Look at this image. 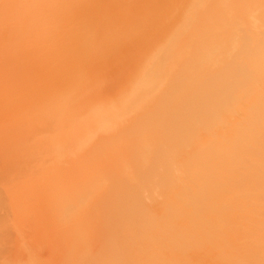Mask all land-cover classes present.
<instances>
[{"label":"bare ground","instance_id":"1","mask_svg":"<svg viewBox=\"0 0 264 264\" xmlns=\"http://www.w3.org/2000/svg\"><path fill=\"white\" fill-rule=\"evenodd\" d=\"M127 243L264 264V0H0V264Z\"/></svg>","mask_w":264,"mask_h":264},{"label":"rangeland","instance_id":"2","mask_svg":"<svg viewBox=\"0 0 264 264\" xmlns=\"http://www.w3.org/2000/svg\"><path fill=\"white\" fill-rule=\"evenodd\" d=\"M130 243H131V242H130ZM132 244H133V243H132ZM128 245H129V243H127V246H126V244L123 245V246H125V247H127V248L123 247V248H122V249H123L122 252H121V247H122V246H121L120 248L118 247V249H119V253H120V256H121V257H117V258H115V260L112 259L111 261L114 260L113 262H111L109 259L107 260V259L104 258L102 255H100L99 257H100V258L103 257V261H104V260H107V262L109 261L110 264H112V263L115 264V263H114L115 261H116V264H148V263H152L153 260H154V262H153L154 264H157V263H160V264H161V263H162V264H164V263H165V264H168V262H169V264H170V263H171V264L174 263V261H173V263H172V261L170 262L171 259L168 260V261H167L165 258H164V259H165L166 261H165L164 259L161 260L160 257H159V259H153V258L155 257V254H154V253H156V251H154V250H156V248H154V247H153L154 250L152 249V247H150V250L152 249V251H150V250H149V246H146V247H145V246H143V245H140V246H142L143 249H144V248L148 249V253H150V252L152 253V254H148V253H147V255H146L145 253H142V252H141V249H142V248L140 249V252H141V253L138 252L139 249H138V251H137V248H140V246H139L138 243H136V245L133 244V246H132L131 244L129 245L130 247H134V248H128V247H129ZM114 246H115V245H111V246H106V247H103V248H104V249H107V248L109 249V247H110V249L112 250V247L115 248ZM136 246H137V247H136ZM147 247H148V248H147ZM118 249H117V246H116V249H114V250H118ZM126 249H127V250H126ZM128 249H129L130 251H131V249H133L131 252L135 251L134 253H132V254H133V255H132L133 257H135V254L137 255V252H138L137 259H136V258H135V259H134V258H131V254H130L131 252H130V251H129L130 253L128 252V254H127ZM135 249H136V250H135ZM143 249H142V250H143ZM111 250H110V251H111ZM124 250H125V251H124ZM123 251H124V252H123ZM143 251H144V252H145V251L147 252V250H145V249H144ZM123 253H124L125 255L127 254L128 256H127V255L125 256ZM121 254H123L124 256L121 255ZM139 254H143V255H139ZM129 255H130V257H129ZM145 255H146V256H145ZM122 256L125 257V258L122 259ZM140 256H141V257H140ZM144 256H145V258L147 257L146 260H144V259H145ZM99 257L96 258V259L99 260L100 263H101V262H102V261H101L102 259L100 260ZM128 257H129L130 259H129ZM138 257H140V259H139ZM142 257H143L144 259H142ZM150 257H151V259H150ZM155 258H157V257H155ZM131 259H133V260H131ZM93 260L96 261L95 259H93ZM117 260H118V261H117ZM122 260H123V261H122ZM126 260H127V261H126ZM150 260H151V262H150ZM158 260H160V261H158ZM194 260H195V259L193 258V259H192L193 263H194ZM99 261H98L96 264H100ZM164 261H165V262H164ZM175 261H176V260H175ZM109 262H108L107 264H109ZM163 262H164V263H163ZM178 262H181V261H177V262H175V264H177ZM195 262H196V264L198 263L197 259L195 260ZM90 263H92V261H91ZM104 263H105V261L102 262V264H104ZM153 263H152V264H153ZM210 263H211V262H209V263H207V264H210ZM93 264H95V263H93ZM105 264H106V263H105ZM178 264H179V263H178ZM180 264H182V263H180ZM194 264H195V263H194ZM204 264H206V262H205ZM211 264H212V263H211Z\"/></svg>","mask_w":264,"mask_h":264}]
</instances>
